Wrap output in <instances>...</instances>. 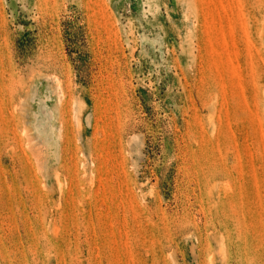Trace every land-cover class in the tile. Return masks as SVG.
I'll use <instances>...</instances> for the list:
<instances>
[{
  "label": "rangeland",
  "instance_id": "374dc122",
  "mask_svg": "<svg viewBox=\"0 0 264 264\" xmlns=\"http://www.w3.org/2000/svg\"><path fill=\"white\" fill-rule=\"evenodd\" d=\"M0 264H264V0H0Z\"/></svg>",
  "mask_w": 264,
  "mask_h": 264
}]
</instances>
